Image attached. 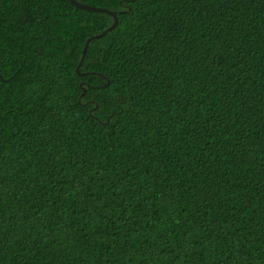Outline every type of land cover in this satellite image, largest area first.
Wrapping results in <instances>:
<instances>
[{
  "label": "trees",
  "instance_id": "1",
  "mask_svg": "<svg viewBox=\"0 0 264 264\" xmlns=\"http://www.w3.org/2000/svg\"><path fill=\"white\" fill-rule=\"evenodd\" d=\"M124 8L82 76L113 17L0 0V264H264V0Z\"/></svg>",
  "mask_w": 264,
  "mask_h": 264
},
{
  "label": "water",
  "instance_id": "2",
  "mask_svg": "<svg viewBox=\"0 0 264 264\" xmlns=\"http://www.w3.org/2000/svg\"><path fill=\"white\" fill-rule=\"evenodd\" d=\"M69 2H70V4L72 6H74L77 9H81V10L88 11V12L104 13V14H107V15L113 17V19H114V23L109 28H107L106 30H104L100 34L91 36L90 38L87 39V41L85 43V46L83 48V51H82V57L80 59L79 64L76 67V73L79 74V75L85 76V75H88L90 73H80V68H81V66H82V64H83V62L85 60V57H86L87 51L89 49L90 43L92 41H94V40H97V39H100V38L104 37L106 34L111 32L112 30H114L116 28V26L118 25L116 23V20H118V15L115 14L114 11H111V10H108V9H103V8H100V7L88 6V5H85L83 3H80L77 0H69ZM114 16H115V18H114ZM95 74H97V73H95ZM99 75H101V74H99ZM83 95H85V92H84Z\"/></svg>",
  "mask_w": 264,
  "mask_h": 264
},
{
  "label": "snow or ice",
  "instance_id": "3",
  "mask_svg": "<svg viewBox=\"0 0 264 264\" xmlns=\"http://www.w3.org/2000/svg\"><path fill=\"white\" fill-rule=\"evenodd\" d=\"M128 2L129 0H113L114 6H115V14L121 15V16L124 15L126 12L124 5ZM116 23L119 24V20H116Z\"/></svg>",
  "mask_w": 264,
  "mask_h": 264
},
{
  "label": "clouds",
  "instance_id": "4",
  "mask_svg": "<svg viewBox=\"0 0 264 264\" xmlns=\"http://www.w3.org/2000/svg\"><path fill=\"white\" fill-rule=\"evenodd\" d=\"M1 76V75H0Z\"/></svg>",
  "mask_w": 264,
  "mask_h": 264
}]
</instances>
